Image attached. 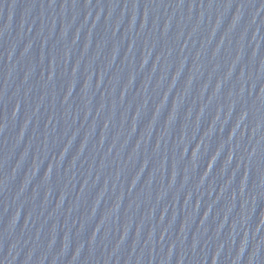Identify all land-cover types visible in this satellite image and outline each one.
Here are the masks:
<instances>
[{"label":"water","instance_id":"95a60500","mask_svg":"<svg viewBox=\"0 0 264 264\" xmlns=\"http://www.w3.org/2000/svg\"><path fill=\"white\" fill-rule=\"evenodd\" d=\"M0 264H264V0H0Z\"/></svg>","mask_w":264,"mask_h":264}]
</instances>
